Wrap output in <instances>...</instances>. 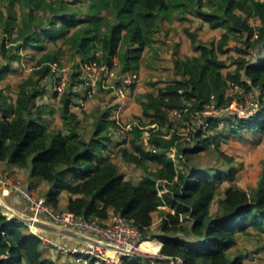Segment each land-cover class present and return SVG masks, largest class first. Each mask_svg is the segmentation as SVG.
<instances>
[{
    "label": "trees",
    "instance_id": "trees-1",
    "mask_svg": "<svg viewBox=\"0 0 264 264\" xmlns=\"http://www.w3.org/2000/svg\"><path fill=\"white\" fill-rule=\"evenodd\" d=\"M0 1L5 3L7 11L5 22L0 24L6 34H15L1 43L2 55L10 60L18 58L12 53L14 49L24 45L45 49L43 38L61 37L64 45L74 49L73 54L81 59L110 63L117 58L121 73H134L142 50L151 43L160 16L168 18L179 9L184 13L190 5L198 4V17L211 28L224 29L215 45L199 43L197 35L187 29L186 34L199 53L175 58L174 71L180 77L156 91L140 95L141 115L148 121L131 127L130 149L120 147L114 154H121L136 166H143L147 161L157 164L137 183L125 179L108 150L109 127L116 126L109 118V109L101 112L86 138L79 133L78 116L70 109L71 91L65 90L59 100L66 133L45 127L42 119L45 109L37 104V98L44 93L38 88L39 83L50 74L49 63L55 62V54L48 51L38 60L33 71L35 78H24L13 100L0 88V161L24 168L30 160V174L39 176L50 186L44 196L49 206L56 209L59 194L64 191L68 194L64 210L77 216L98 224H104L109 215L132 219L144 238L161 242L160 254L178 255L183 264H246L242 253L230 254L229 249L235 245L238 233L249 234L248 228L264 230V174L251 193L238 186L226 187L217 207L211 210L216 194L214 183H221L224 174L220 170L198 168L189 154H197L214 143L220 155L225 156L218 149L219 133H213L223 117L208 116V127L194 132L192 141L196 143L191 147H182L177 133L165 137L168 133L162 128L172 124L170 111L182 110L187 103V112L182 113L185 118L203 110L207 104L217 108L229 106L234 95L226 89L232 82L246 93L258 90L260 103L254 115L238 118L232 124L239 121L236 128L264 131V0H208L210 10L202 9V0ZM14 4L22 14L16 27ZM34 10L47 14L34 15ZM247 16L257 17L259 25H251ZM236 34H246V45L259 51L253 61L240 55L234 60L236 67L223 73L227 65L219 54L226 52L229 38ZM6 40L11 47H6ZM239 50L243 54L247 52L243 48ZM9 68V64L0 66V81ZM144 131H148V143L158 152L147 150L141 143ZM172 148L176 149L178 162L169 155ZM234 171L231 167L228 175L233 177ZM159 180H166V187L159 185ZM160 186L167 188L163 196L158 194ZM166 204L175 207L174 212H162L159 234L150 235L151 213ZM27 207L26 214L33 215L28 203ZM153 244V241L143 243L144 246ZM41 247L40 236L30 231L29 225L8 218L0 206V264H57L43 256ZM121 263L152 264V261L142 263L134 255H125Z\"/></svg>",
    "mask_w": 264,
    "mask_h": 264
},
{
    "label": "rangeland",
    "instance_id": "rangeland-1",
    "mask_svg": "<svg viewBox=\"0 0 264 264\" xmlns=\"http://www.w3.org/2000/svg\"><path fill=\"white\" fill-rule=\"evenodd\" d=\"M213 3L215 6V1H213ZM77 4L81 3L77 2ZM197 7L198 4L193 6L190 5L184 13H180L179 9L170 13L168 18H165L164 16L159 17L156 28L151 36V43L142 50L139 57L138 68L136 72H132L135 77L134 82L131 83L132 90L129 92V97L130 100L134 99V101L140 105V108L141 96L135 88V81L137 79H140L142 82L140 86L144 87L146 85V87L148 86L151 90L156 91L160 86H163L174 78L180 77L174 71L175 58L183 59L199 53L198 50H195L194 44L191 43L188 35L186 34L187 29L197 35L199 43L202 42L208 45H215L223 33V28H211L207 22L198 17ZM202 7L204 10L211 9L208 4V0H202ZM82 8L84 9L85 5H82ZM13 9L16 11V27V25L20 24L22 14L17 4L13 5ZM25 9L26 11L28 10V8ZM236 11L237 13H240L239 10ZM6 12L5 3L0 1V22L2 23L6 20ZM33 13L34 15L47 14L40 10H34ZM247 20L253 26L259 25V19L257 17L247 16ZM14 35V33L12 35L6 34L0 24V66H4L6 64H9L10 66L8 72L0 81V88L7 93L9 100H13L15 98L18 85L24 78H35L33 71L38 64L39 58L44 54V52L48 51L55 54V62L64 67L71 65L72 61L75 59V55L73 54L74 49H70L65 46L61 37H57L55 39L45 37L43 38V44L46 47L45 49H37L29 45H24L19 49L12 50V53L17 54L18 58L10 60L2 55L1 43L4 38L10 39L14 37ZM245 39L246 34L243 36L242 34H236L229 38L225 47L226 52L219 54L220 58L225 59L227 65V67L222 69L223 73L232 71L236 67L234 60L237 57H240V55H243L252 61L256 60V55L259 49L247 46ZM8 46L11 47L12 45L11 43H7L6 40V47ZM240 48L246 49L247 52L244 54L241 53L239 50ZM114 78L115 80L112 83L114 85H118L121 84V80L124 76L121 72H119L118 77ZM38 88L44 90V93L37 98V104L41 106L44 105L45 116L42 117V119H44V122L46 123L45 127L52 131L61 130L66 133L61 118V102L59 100L61 94L52 88L48 76L40 81ZM227 91L228 93H232L234 95V99L240 103L242 110L246 109L248 112L258 111L260 107V103L257 99L259 94L258 90L255 89L246 93L240 86H230ZM96 95L99 99L96 109L87 111L84 108H74L75 111H78V114L76 112V115L80 117L78 118L79 122L77 126L79 133L86 138L89 137L94 121L98 118V116H100L102 111L109 109V118L114 121L116 126L109 127L111 142L108 146V150L115 154L117 149L120 147H128L130 149L128 140L133 135L130 127L140 125L142 121L147 122L148 119L143 118L141 113L136 114L134 112V107H132V103L129 104L126 102L124 104H113V106H111L110 104L112 103V100L116 97V93L111 87L104 88L101 84L98 85L94 97ZM71 107L73 109V105H71ZM111 107H116V109L112 110ZM207 115H212L214 117H217L218 115L223 116L225 123L216 126L213 133H219L218 149L221 150L226 157L220 155L218 150L215 148L214 143L207 149H201L197 154L190 153L189 157L192 163L198 168L210 169L212 172L220 170L224 174V179L221 183H214L216 187V194L211 203V210H214L218 205V200L223 197V192L226 187L238 186L245 189L248 193H251L257 187L261 176L264 174V131L255 130L253 128H236L239 121L232 124V121H235L233 120V109L221 114L212 112ZM247 117L249 118L250 116ZM128 123L130 124V127L127 128L128 130L125 131L124 134L120 133L118 131L119 125L126 126ZM171 123V126H165L162 128L163 131H167L166 133H168L165 137L170 136L172 133H177L180 135L177 141L181 143L182 147H191L196 143V140L192 141V138H189V130L192 124L189 119L183 116L181 119H171ZM209 133L211 134L212 132ZM144 134L149 133L148 131H144ZM206 136L207 135H204V137ZM210 141L212 142V139ZM175 152L176 149L172 148L170 155L174 157L176 162H178ZM227 157H231L232 160L229 161ZM113 159L124 173L125 179H129L133 183H137L145 174L148 173V171L153 170L157 166L154 161H147L143 166H136L135 164L124 160L121 154L114 155ZM29 161L28 166L24 168H26L30 173ZM231 167L235 168L233 177L228 175ZM9 176L13 178L12 175ZM31 178L35 182L43 181L39 176L31 175ZM45 192L48 193V191ZM39 196L41 195H38L37 197ZM2 200H4L3 197ZM58 207L56 209L54 207L52 208L55 211H60ZM174 210L175 207H173L172 212H174ZM7 215L9 214L7 213ZM35 227L36 226H34V228ZM248 230L249 234H237L236 243L229 249V252L230 254L239 252L242 253L245 256L244 261L246 264H264V230H256L254 228H248ZM35 231L45 232L39 228ZM69 259L70 261L73 260L70 256L68 260ZM139 259L142 263L149 260L146 258Z\"/></svg>",
    "mask_w": 264,
    "mask_h": 264
},
{
    "label": "built area",
    "instance_id": "built-area-1",
    "mask_svg": "<svg viewBox=\"0 0 264 264\" xmlns=\"http://www.w3.org/2000/svg\"><path fill=\"white\" fill-rule=\"evenodd\" d=\"M49 66L50 74L48 78L52 88L59 94L65 90H70L72 99L74 100L73 105L78 108L85 107L86 101L94 96L100 84L104 88L111 87L114 89L118 98L124 99L132 90L131 83L134 82L135 77L132 72L125 71L122 72L124 78L121 80V84L114 85L112 83L115 80L114 77H118V73L121 72L117 58H113L109 63L103 60L81 59L79 56H75L74 61L68 67L61 66L57 62H50ZM230 86L236 87L232 82L229 83L228 87ZM187 105L182 110H171L169 113L170 120L181 119L184 116L182 113L187 112ZM232 109L233 120L248 118L247 116L251 117L255 114V111L248 112L246 109L242 110L240 103L236 99L227 107L217 108L213 104H207L203 110L196 111L187 118L192 123L189 130V138H192L194 132L199 128L205 130L208 127L209 121L207 117L212 115L207 114H211L212 112L221 114ZM224 123V119H220L217 126ZM129 127V123L126 126L119 125L118 131L124 134ZM148 137L149 134L142 135L141 140L144 147L147 150L158 152L159 150L157 148L148 143ZM165 183L166 180L158 181L159 185H164ZM166 191L167 188L160 186L158 194L163 196V193ZM10 193H16L27 201L29 208L33 211L32 216L39 217L41 215L53 225L71 229L80 235L90 237L102 244H109L111 246L110 248H104L85 242L76 245H66L58 241L50 240L46 232L32 231L40 236L42 246L46 247L49 245L65 256H72V264H122L121 257L129 255L130 252L157 257L151 260L153 264H183L182 259L178 255L160 254L159 248L161 242L151 237L144 238L132 219L113 215L108 222L98 224L66 210L55 211L47 204L44 196H34L26 186L21 185L8 174H0V196H6ZM146 241L155 242L157 246L156 251L142 247V244Z\"/></svg>",
    "mask_w": 264,
    "mask_h": 264
},
{
    "label": "crops",
    "instance_id": "crops-1",
    "mask_svg": "<svg viewBox=\"0 0 264 264\" xmlns=\"http://www.w3.org/2000/svg\"><path fill=\"white\" fill-rule=\"evenodd\" d=\"M135 82H136V87H135L136 91L139 92L140 95L144 92H147V91H153V90H151L150 87H148V86L146 87V85L144 87L140 86L142 84L140 79H137ZM129 95H130V93H128V95L125 99H120L116 96L112 100V103L110 105L111 106H113V104H119L120 105V104H124L126 102H128L129 104L132 103V107H134V112L136 114H140L141 113L140 105L138 103H136L134 101V99L130 100ZM98 100L99 99H98L97 95L95 97L93 96L92 98L88 99L86 101L84 109L87 111L88 110L91 111L93 109H96L98 102H99ZM73 102H74V100L72 99L71 105L74 104ZM71 105H70V109L74 112L75 111L74 108H76V107L73 105V109H74L73 110ZM111 109L115 110L116 107H111ZM76 112L78 114V111H75V113ZM44 116H45V114H43L42 117H44ZM78 118H80V117L78 116ZM111 154L114 156V153L111 152ZM113 161H114V159H113ZM0 174L12 175L13 176L12 179H14L15 181H18L21 185L26 186L34 195H37V196L38 195L44 196L46 194L45 191H48L50 188L49 184L46 183L44 180L42 182L33 181L31 178V174L27 171L26 168H21V167L6 163L5 161H0ZM43 190H44V192H43ZM1 197H3L4 201L10 207L15 209L17 212L21 213L22 215H27L26 214L27 208H28L27 203L24 201V199H22V197L20 195H18L16 193H10L6 196H1ZM67 199H68V194L64 193V191H62L59 194V204H58L59 210H64ZM172 210H173V207L170 204H166V205H163L162 207H160V209L153 211L151 213L152 224L150 225V230H151L150 235L151 234H154V235L159 234L158 225L160 223L162 212H172ZM111 211H112V209L109 210V212H111ZM112 216L113 215H109V217L105 221V223L108 222ZM180 235H182V234H180ZM47 237L52 241H58L62 244H72V245L73 244L74 245L75 244H81V242H78V241L71 239V238H64V239H61L62 241H60V236L56 233H48L47 232ZM41 251H42L43 256L52 258L53 260H55L57 262V264H72L73 263V260H71V261H70V259L68 260L69 256H65V255L61 254L60 252L56 251L52 246H49V245L46 247L42 246ZM70 257L73 258L72 256H70ZM247 264H253V263H247ZM254 264H257V263H254Z\"/></svg>",
    "mask_w": 264,
    "mask_h": 264
},
{
    "label": "water",
    "instance_id": "water-1",
    "mask_svg": "<svg viewBox=\"0 0 264 264\" xmlns=\"http://www.w3.org/2000/svg\"><path fill=\"white\" fill-rule=\"evenodd\" d=\"M0 206L2 208V210L5 212H7L8 218H15L18 221H21L27 225H31L33 224L34 226H36V228H39L40 230L45 231L46 233H56L60 236V241H62L61 239L64 238H71L74 239L78 242H85V243H89L92 245H98V246H102L104 248H110L111 246L109 244H102L94 239H91L90 237H86L83 235H80L78 233H76L75 231L68 229V228H64V227H60L57 225H53L51 223H49L44 217L39 216V217H35V216H29V215H22L21 213L17 212L15 209H13L12 207H10L4 200H2V197L0 196ZM5 212V213H6ZM6 213V214H7ZM66 245H72V244H66ZM74 245V244H73ZM76 245V244H75ZM129 255H134L138 258H146V259H156L157 257L155 256H149V255H144V254H135L130 252ZM165 258H169V257H165Z\"/></svg>",
    "mask_w": 264,
    "mask_h": 264
},
{
    "label": "bare ground",
    "instance_id": "bare-ground-1",
    "mask_svg": "<svg viewBox=\"0 0 264 264\" xmlns=\"http://www.w3.org/2000/svg\"><path fill=\"white\" fill-rule=\"evenodd\" d=\"M31 226V227H30ZM29 227L31 228L30 230L31 231H35L37 228L35 227L34 228V225L33 224H31ZM142 247H144L145 249H149V250H152V251H156V247H155V244H153V245H147V246H144L143 244H142ZM146 247H148V248H146Z\"/></svg>",
    "mask_w": 264,
    "mask_h": 264
}]
</instances>
